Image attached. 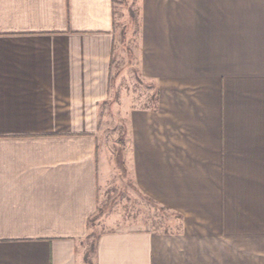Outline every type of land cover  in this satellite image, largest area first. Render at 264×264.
<instances>
[{"label":"crops","instance_id":"1","mask_svg":"<svg viewBox=\"0 0 264 264\" xmlns=\"http://www.w3.org/2000/svg\"><path fill=\"white\" fill-rule=\"evenodd\" d=\"M131 178L177 232L98 236L93 264H264V0H136ZM115 0H0V264H85Z\"/></svg>","mask_w":264,"mask_h":264},{"label":"rangeland","instance_id":"2","mask_svg":"<svg viewBox=\"0 0 264 264\" xmlns=\"http://www.w3.org/2000/svg\"><path fill=\"white\" fill-rule=\"evenodd\" d=\"M136 0H115V48L111 61L109 98L101 104L96 127L99 172L98 207L88 222L84 240L85 264H93L96 239L115 231L177 232L181 219L155 204L133 185L129 163L128 114L151 109L157 100L155 84L137 73Z\"/></svg>","mask_w":264,"mask_h":264}]
</instances>
